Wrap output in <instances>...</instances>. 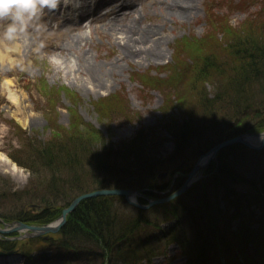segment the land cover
<instances>
[{"label": "rangeland", "instance_id": "obj_1", "mask_svg": "<svg viewBox=\"0 0 264 264\" xmlns=\"http://www.w3.org/2000/svg\"><path fill=\"white\" fill-rule=\"evenodd\" d=\"M60 11L59 0L57 8H45L14 39L4 37V24L0 23V155L8 158L0 160V186L7 181L13 193L28 189L26 200L31 196L47 197L46 182L52 175L56 179L74 177L73 184L78 180L85 187L103 175L99 173L98 156L84 154L81 160V155L72 152L82 151L81 146L89 139L96 141L92 144L98 147L100 157L105 152L110 156L119 151L139 153V149L157 162L175 150L171 132L180 123L191 120L187 119V111L192 113L196 123L192 126L197 128L196 136L190 139L192 145L185 151L189 159L181 169L171 171L156 183L170 182L177 171L188 173L199 158H191L194 146L223 135L219 134L221 121L219 126L216 120L211 121L204 99L214 97L218 89L227 85L229 72L235 75L231 67L237 65L230 61L237 57L230 50L237 47V41L264 42L261 38L264 0H81L70 10L64 8L63 15ZM140 36L160 40L158 47L162 55L151 61L127 58L123 43L132 44L130 38ZM101 78L107 87L95 86ZM259 86L252 85V89L260 91ZM93 127L101 132L100 138L94 135ZM150 128L158 131V137L164 138L162 142L144 135L134 140L138 131L144 133ZM52 137H58L55 139L58 141L65 138L70 144L68 150L71 149L68 156L80 158L81 162L72 167L74 174L70 167L67 170L56 166L52 170L55 174L36 166L30 169L14 161V155L11 157L12 152L22 150L19 157L31 158L32 146L28 142L50 141ZM60 149L62 155L69 153L66 148ZM160 154L162 157H158ZM12 164L18 170L14 171ZM34 168L39 171L36 179L32 177ZM205 170L203 179L208 176ZM183 181L179 177L177 183ZM3 199L8 200L2 202V214L11 218L21 215L13 194H3L0 201ZM179 199L185 200L186 194ZM31 209L34 215L38 214L35 208ZM31 209L28 212L25 209L26 213L24 210L21 216L29 215ZM210 209L213 211L216 207ZM258 212L255 208V213ZM154 213L157 214L151 211L148 216L153 218ZM200 216L201 213H196L197 221ZM14 219L0 220V228L22 221ZM238 220H233L231 225L235 226ZM148 233L158 236L152 230L130 233L132 239L138 237L145 241L142 250L134 241L130 244L133 248L128 247L134 264H186V258H175L178 256L176 241H167L163 234L151 242L147 240ZM11 234L18 239H13L10 248L1 244L0 247L15 249V253L0 256V264H22L27 259L24 250L33 254L51 252L42 238L19 239L20 233ZM251 254L253 264H264L261 263L264 254Z\"/></svg>", "mask_w": 264, "mask_h": 264}, {"label": "trees", "instance_id": "obj_2", "mask_svg": "<svg viewBox=\"0 0 264 264\" xmlns=\"http://www.w3.org/2000/svg\"><path fill=\"white\" fill-rule=\"evenodd\" d=\"M261 38H264V31ZM235 46L237 47L230 50L237 57L230 61L237 65L231 67V72L235 75L229 72L227 85L218 89L214 97L204 99L205 108L208 107L211 112V121L216 120L217 126L218 121H221L219 134L223 135L212 141L206 140L196 144L191 158L200 156L217 143L238 134L264 131V42L237 41ZM257 84L261 87L260 91L252 89ZM187 115L191 123H180L171 132L175 150L157 162L151 155L147 156L145 151L139 149V153L130 150L126 154L119 151L116 152L117 155L110 156L105 152L100 157L98 147H93L92 144L96 141L89 139L81 146L82 151L72 152L81 155V160L87 155L99 157L102 165L100 164L98 169L103 175L92 179L90 183L93 184L88 183L82 187L78 180L73 184L72 181L76 180L74 177L64 179L59 176V179H56L52 175L46 182L47 197L31 196L30 200H26L29 196L26 195L28 189L13 193L10 182L2 183L0 199L3 194H13L21 215L25 209L28 212L34 204L43 206L44 210L34 215L31 209L29 215H20L17 218L15 216V219L2 214L0 210V219H21L32 224H44L56 219L76 196L86 192L104 188L166 189L169 183H156L159 174L181 169L180 166L189 159L185 151L192 145L190 139L196 136L197 128L192 126L196 124L194 117L188 111ZM93 130L95 136H102L99 130L94 127ZM141 135L160 139L161 142L164 139L159 138L158 131L151 128L146 129L144 133L138 131L134 140H140ZM71 136L77 138L76 135ZM57 138L52 137V140L44 142L30 140L33 141L28 142L30 147L32 146L31 158L19 157L22 150L12 152L11 157L14 155V161L30 169L36 166L55 174L56 172L52 171L54 167L61 166L66 169L70 167L72 172V167L78 165L81 160L75 156L69 157L70 144L65 138L61 141L55 140ZM60 147L66 148L69 153L62 155ZM158 157H162V154ZM37 170H32L34 179L37 178ZM205 173L208 176L194 185L192 193H186L185 200L178 199L149 210L130 206L120 196H100L83 200L68 215V221L60 232L53 235L54 241L40 237L49 244L51 252L33 254L23 248L27 256L24 264H134L133 255L129 256L127 252L130 249L128 247L133 248L130 244L134 241L136 247L142 250L145 248V241L138 240V237L132 239L130 233L140 234L144 230H152V233L158 235L150 236L148 233L147 240L151 242L163 234L166 235L167 241H176L178 256L175 258L186 257V264H212L216 261L222 264L220 260L223 258L229 264H251V252L262 251L264 242V149L254 151L241 144L226 147L218 153L217 160L207 166ZM16 192L21 196H16ZM4 200L8 199L0 201V209ZM213 206L216 209L212 211L210 207ZM255 208L258 213H255ZM151 211L157 212L152 215L153 218L148 216ZM196 213H201L200 221L196 220ZM236 219H239L237 224L232 226L231 223ZM188 230L192 233H188ZM11 242L0 240L4 248H10ZM133 252L136 250L133 249ZM215 258L216 260L212 261Z\"/></svg>", "mask_w": 264, "mask_h": 264}, {"label": "water", "instance_id": "obj_3", "mask_svg": "<svg viewBox=\"0 0 264 264\" xmlns=\"http://www.w3.org/2000/svg\"><path fill=\"white\" fill-rule=\"evenodd\" d=\"M235 144H243L249 148L252 149H262L264 147V132L263 133H255V134H241L238 136H235L230 139H226L224 141H221L220 143L214 145L210 150H208L206 153L202 154L196 161L194 167L189 173H182L178 171L174 179L177 175H183L186 177V180L184 181L183 185L173 191L170 194H167L169 191H167L165 196L151 199L147 196L146 191L147 189H131V188H104V189H98L95 191H91L88 193H83L78 196H76L72 202L62 210L61 216L58 219V221L46 225H29L22 222H14L10 224L5 225V229L0 228V234H10L13 232H26L25 235L20 236V238L25 237H38L41 235L49 234V233H56L58 232L67 221V215L72 213L78 205L85 199L94 198L98 196H122L125 198V200L135 207H139L142 209H149L155 205L168 203L175 198L179 197L186 191H188L194 183H196L200 178V171L206 167L210 161L216 159L217 153L222 150L225 147L232 146ZM167 176V173H161L159 175L160 178H164ZM140 197H143L147 200V204H143L140 201ZM39 210H41V207H38ZM4 252L0 251V255H3Z\"/></svg>", "mask_w": 264, "mask_h": 264}, {"label": "clouds", "instance_id": "obj_4", "mask_svg": "<svg viewBox=\"0 0 264 264\" xmlns=\"http://www.w3.org/2000/svg\"><path fill=\"white\" fill-rule=\"evenodd\" d=\"M59 0H0V23L3 35L14 39L38 19L45 8H57Z\"/></svg>", "mask_w": 264, "mask_h": 264}, {"label": "bare ground", "instance_id": "obj_5", "mask_svg": "<svg viewBox=\"0 0 264 264\" xmlns=\"http://www.w3.org/2000/svg\"><path fill=\"white\" fill-rule=\"evenodd\" d=\"M130 39L132 41V44L123 43V45L127 48L128 51L127 58L140 57L142 58V60L145 59L151 61L153 57L158 58L162 55V50H160V48L158 47L160 45V40H150L149 36H140L138 39L131 37ZM149 41H152V43H150ZM138 43H143L144 45L142 46ZM95 74L96 73H94L93 75ZM106 84L107 82L104 81L102 78L95 82V86L98 88L107 87ZM5 159L7 161L8 158L0 155L1 161ZM12 167L14 171L18 170L16 165L12 164Z\"/></svg>", "mask_w": 264, "mask_h": 264}]
</instances>
